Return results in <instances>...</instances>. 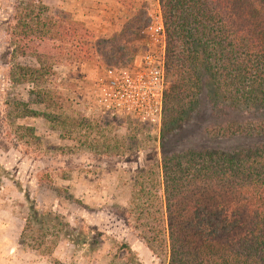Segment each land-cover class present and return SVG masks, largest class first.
Instances as JSON below:
<instances>
[{"label": "trees", "instance_id": "1", "mask_svg": "<svg viewBox=\"0 0 264 264\" xmlns=\"http://www.w3.org/2000/svg\"><path fill=\"white\" fill-rule=\"evenodd\" d=\"M157 1L168 81L157 134L167 264H264V0ZM143 17L139 10L98 38L67 11L51 15L42 0H16L8 83H30L31 103L48 108L61 98L41 87L54 65L98 56L131 66ZM18 104L20 117H54ZM30 208L21 240L31 221H51Z\"/></svg>", "mask_w": 264, "mask_h": 264}, {"label": "rangeland", "instance_id": "2", "mask_svg": "<svg viewBox=\"0 0 264 264\" xmlns=\"http://www.w3.org/2000/svg\"><path fill=\"white\" fill-rule=\"evenodd\" d=\"M42 1L98 38L139 10L143 27L160 11L157 0ZM15 3L0 0V264H167L158 129L97 104L93 83L106 66L98 56L53 66L41 87L61 98L48 108L31 103L30 83L10 85ZM136 42L143 49L142 33ZM18 102L54 117H20ZM31 204L51 221H31L21 240Z\"/></svg>", "mask_w": 264, "mask_h": 264}, {"label": "built area", "instance_id": "3", "mask_svg": "<svg viewBox=\"0 0 264 264\" xmlns=\"http://www.w3.org/2000/svg\"><path fill=\"white\" fill-rule=\"evenodd\" d=\"M141 33L143 49L131 66H105L93 83L97 104L105 110L129 116L138 122L160 128L165 77L166 35L160 11L150 14Z\"/></svg>", "mask_w": 264, "mask_h": 264}]
</instances>
